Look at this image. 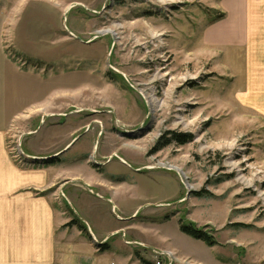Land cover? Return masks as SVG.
<instances>
[{
  "label": "rangeland",
  "instance_id": "374dc122",
  "mask_svg": "<svg viewBox=\"0 0 264 264\" xmlns=\"http://www.w3.org/2000/svg\"><path fill=\"white\" fill-rule=\"evenodd\" d=\"M221 1L0 0L1 52L34 89L48 87V104L31 107L29 129L7 122L8 155L20 166L47 161L60 170L65 177L43 194L82 223L68 196L93 210L106 205L95 206L100 221L120 209L109 214L111 194L68 169L85 165L107 182L133 185L116 198L133 209L119 218L124 228L92 240L114 253L102 255L111 264L117 255L128 264H264V115L247 100L246 53L239 59L203 44L226 19ZM19 150L56 156L41 162ZM180 222L216 243L183 233Z\"/></svg>",
  "mask_w": 264,
  "mask_h": 264
},
{
  "label": "crops",
  "instance_id": "0c3cea01",
  "mask_svg": "<svg viewBox=\"0 0 264 264\" xmlns=\"http://www.w3.org/2000/svg\"><path fill=\"white\" fill-rule=\"evenodd\" d=\"M219 6L227 12L226 19L207 29L203 44L218 50L227 49L229 56L239 59V50L246 53L249 62L247 100L264 115V0H222ZM27 74L11 66L0 49V264H111L112 260L108 262L102 255L109 254L112 258L114 253L98 252L99 246L92 240H105L124 228L119 218L130 216L133 209L122 210L116 198L126 195L133 185L107 182L95 171L94 174L89 172L85 165H74V169L67 170L68 176L81 178L84 175L87 184L106 194V198L111 194L113 208L109 214L116 213L117 209L120 212L107 221H100L95 206L108 211L106 205L96 202L93 210L88 204L76 201L74 196H68V207L93 237L84 235L77 225L65 226L73 220L72 214L59 205V201H52L56 195L43 194L64 174L52 166L46 167L45 162L31 167L17 165L6 149L7 122L14 123L12 130L15 127L14 131L23 130V134L29 129L30 122H26L31 118V107L48 104V87L34 89L32 77ZM27 132L35 135L39 130ZM46 154L43 150L31 152L35 156ZM73 202L77 203L78 210ZM117 256L114 260L119 264H128L127 257Z\"/></svg>",
  "mask_w": 264,
  "mask_h": 264
},
{
  "label": "trees",
  "instance_id": "16d2710c",
  "mask_svg": "<svg viewBox=\"0 0 264 264\" xmlns=\"http://www.w3.org/2000/svg\"><path fill=\"white\" fill-rule=\"evenodd\" d=\"M175 138L177 139L178 137L175 136ZM184 140L185 139H183V141ZM71 225H77L78 228L82 231V233L87 237H89V234H87V228L82 222L79 221L77 217H74L73 220L67 223L65 226H71ZM180 230L192 238L202 240L204 243H206L209 246H212L216 243V241L210 234L206 233L205 231L199 228H196L191 223L180 222ZM99 248L105 251L109 247H107L106 243H104L101 244Z\"/></svg>",
  "mask_w": 264,
  "mask_h": 264
},
{
  "label": "water",
  "instance_id": "95a60500",
  "mask_svg": "<svg viewBox=\"0 0 264 264\" xmlns=\"http://www.w3.org/2000/svg\"><path fill=\"white\" fill-rule=\"evenodd\" d=\"M77 39L79 40L80 38L79 37H77ZM142 126L141 125H139L137 128L138 129H140ZM32 159H34V160H39V161H42V160H45V159H49L50 157H53V156H56V155H50V156H47V157H45V156H32V155H29ZM190 187H188L187 188V193H186V196H188L189 195V193H190ZM90 191H91V189H90ZM92 192V191H91ZM95 239V238H94ZM96 240V239H95ZM106 240L107 239H105V240H102V241H98L99 243H102V242H106ZM97 241V240H96Z\"/></svg>",
  "mask_w": 264,
  "mask_h": 264
},
{
  "label": "flooded vegetation",
  "instance_id": "af4514ba",
  "mask_svg": "<svg viewBox=\"0 0 264 264\" xmlns=\"http://www.w3.org/2000/svg\"><path fill=\"white\" fill-rule=\"evenodd\" d=\"M93 112H95V110H93ZM89 126V125H88ZM89 129H90V126H89V128H87V131L89 132ZM132 130V129H131ZM126 131H129V129H126ZM30 134V133H29ZM21 154L22 155H31V154H29V153H27V152H24V151H22L21 152ZM117 155V154H116ZM118 156V155H117ZM41 162H43V160L41 161ZM45 163H47V161L45 162ZM125 163V162H124ZM65 196V195H64ZM66 197V196H65Z\"/></svg>",
  "mask_w": 264,
  "mask_h": 264
},
{
  "label": "bare ground",
  "instance_id": "6f19581e",
  "mask_svg": "<svg viewBox=\"0 0 264 264\" xmlns=\"http://www.w3.org/2000/svg\"><path fill=\"white\" fill-rule=\"evenodd\" d=\"M104 33H114L111 29H107V30H104L103 32H102V34H104ZM160 166H162V165H160ZM169 168H172V169H175V168H173V167H171V166H169ZM176 170V169H175ZM178 171V170H177Z\"/></svg>",
  "mask_w": 264,
  "mask_h": 264
},
{
  "label": "built area",
  "instance_id": "2783aa9c",
  "mask_svg": "<svg viewBox=\"0 0 264 264\" xmlns=\"http://www.w3.org/2000/svg\"><path fill=\"white\" fill-rule=\"evenodd\" d=\"M20 151V150H19ZM21 154V151L19 152ZM22 155V154H21ZM24 157V155H22ZM22 158V157H21Z\"/></svg>",
  "mask_w": 264,
  "mask_h": 264
}]
</instances>
